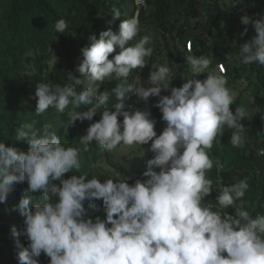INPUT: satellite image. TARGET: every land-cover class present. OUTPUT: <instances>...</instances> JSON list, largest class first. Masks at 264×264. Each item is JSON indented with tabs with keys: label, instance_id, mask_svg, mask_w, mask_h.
Listing matches in <instances>:
<instances>
[{
	"label": "clouds",
	"instance_id": "1",
	"mask_svg": "<svg viewBox=\"0 0 264 264\" xmlns=\"http://www.w3.org/2000/svg\"><path fill=\"white\" fill-rule=\"evenodd\" d=\"M227 3L234 7L237 2ZM112 16L120 18V10L113 8ZM240 20L246 26L241 37L247 25L255 30L239 44L240 64L264 66V18L244 14ZM68 27L60 18L53 31L65 34ZM141 30L133 17L121 20L118 31L109 28L99 38L90 34L79 50V77L69 71L63 85L38 83L35 114L51 107L62 115L71 106L68 127L91 121L78 138L84 151L95 143L118 159L136 154L144 158L150 152L143 178L129 183L115 168H108L103 178L81 172V148L62 143L50 125L38 128L35 120L15 129L14 138L27 142L26 151L0 141V203H6L16 184H27L13 206L23 218L22 229L11 227L18 264H39L41 254L49 258L48 264H264V214L253 216L244 207L247 179L225 185L221 178L216 203H204L214 189L207 174L214 167L218 174L223 170L209 152L225 129L232 130L229 142L234 148L244 146L241 121L251 119L248 108L232 110L237 90L228 87L218 69L210 70L205 55L184 56L189 74L182 86H172L176 73L167 61L151 66L147 86L139 75L129 82L132 71L148 65L153 53L150 35L129 45ZM113 80L118 81L114 88L100 90ZM239 84L246 88L248 81ZM127 93H134L136 103L145 107L125 108ZM151 97L157 98L152 106L165 122L159 134L148 106ZM97 113L100 118L93 121ZM90 208H100L103 215L90 216ZM229 208L234 213L224 211Z\"/></svg>",
	"mask_w": 264,
	"mask_h": 264
},
{
	"label": "trees",
	"instance_id": "2",
	"mask_svg": "<svg viewBox=\"0 0 264 264\" xmlns=\"http://www.w3.org/2000/svg\"><path fill=\"white\" fill-rule=\"evenodd\" d=\"M236 2L231 7L227 0H147L148 6H153L155 10L146 14L144 9L138 7L136 0H0V141L6 146L26 151L27 142L14 138L15 129L21 123L35 120L38 128L50 125V131L56 132L62 143L81 148V172L103 178L108 174V168H115L128 178L129 183L143 178L144 163L151 158L150 152L144 158L136 154L118 159L113 154L103 152L95 143L84 151L78 138L85 134L91 121H77L75 126L68 127L67 113L71 106L62 115L51 107L42 115L35 114L38 83L47 81L63 85L68 82L66 77L69 71L79 77L75 68L79 62V50L87 43V37L95 33L99 38V34L109 28L118 31L121 20L136 18L138 14L139 22L147 23L142 29L145 30L148 23L154 25L157 34L163 38L164 46L160 52V44L152 47L150 64L141 70L134 69L129 82L139 72L143 75H139L141 78L148 79L152 65L167 61L176 73L172 86L179 87L189 74L184 55H212L210 68L224 64L227 70L223 75L227 77L230 88L237 90L236 101L230 106L232 110L240 105L255 107L251 119L241 121L246 127L243 147L234 148L229 142L232 130L225 129L209 152L210 157L220 161L223 170L218 174L214 167L207 174L214 182V189L204 203H216L215 197L220 187L216 182L221 178L225 185L246 178L249 189L243 198L244 207L253 216L264 214V155L260 154V150L264 149V66L242 65L238 57L239 44L255 35L254 28L249 24L246 35L240 36L246 27L240 17L246 14L253 19L264 18V0ZM113 8L120 10V18H113ZM60 18L65 19L69 26L65 34L53 31L55 21ZM189 41L193 42L191 51L186 49ZM114 54H110L109 58ZM56 58H59V62L53 65ZM206 75L201 74V79ZM241 79L248 81L246 88H241ZM107 83L101 85V91L114 88L118 81ZM135 98L134 93H127L125 108L133 106ZM115 102L113 96L111 103ZM156 109L160 119L162 114ZM81 110H87V107ZM99 118L97 113L93 121ZM68 175L65 174V178ZM26 187V182L16 184L6 203H0V264H18L11 227L15 225L18 231L22 229L23 218L13 210V206L18 203ZM96 203L98 206L102 204L101 201ZM213 210H216L215 205ZM224 211L234 213L231 208ZM89 215L95 217L103 213L100 208H90ZM19 239L26 246L25 237L21 235ZM48 259L41 254L39 264H48Z\"/></svg>",
	"mask_w": 264,
	"mask_h": 264
},
{
	"label": "rangeland",
	"instance_id": "3",
	"mask_svg": "<svg viewBox=\"0 0 264 264\" xmlns=\"http://www.w3.org/2000/svg\"><path fill=\"white\" fill-rule=\"evenodd\" d=\"M136 2H137L136 4L139 5L140 9H144L147 12L146 14H150L151 12H153L155 10L153 6H148L147 0H137ZM145 4H147V7L144 6ZM137 16H138V14H137ZM137 16H136V18H137ZM146 24H147L146 22L140 23L141 28H143V27L145 28L144 25H146ZM144 35L152 36L153 43H152L151 47L156 46V44H160V46L158 48V52H160V49L164 46L163 38L160 35L157 34L154 25L149 24V23H148V27L145 30L142 29L141 32L139 33V35L135 38V40L132 41V43L134 44L136 41H138ZM187 43H186V49H187ZM183 48H184V46H183ZM188 51H190V50H188ZM208 57H209L210 61H212L211 60L212 59V55H209ZM58 62H59V58L54 59L53 65H56ZM150 62H151V57L148 58V65L150 64ZM148 65H145L144 68H146ZM217 68H210V70L217 69ZM139 70H141V69H139ZM138 74L140 76H143L141 72H139ZM198 78L201 79L200 76ZM146 81H147L146 78H141V82L145 83V86H147ZM228 87H230L229 84H228ZM162 94L166 95V94H169V92L168 91H162ZM156 99H157L156 97H151L150 100H149V105L148 106L150 107V109H154V112H151V113H152V117L154 119H156V121H157L156 131H157V134H159L162 131V129H163L164 125H165V122H163L161 119H159V117H158L159 116V112L157 111L156 107L152 106V105L155 104ZM136 102H137V97L135 98V103H134L133 106L140 107V108H144L145 107L144 102H140L139 104H137ZM245 107L248 108L249 115L251 116V114H253L254 111H255V107L251 106L250 104L246 105ZM246 120H249V119H246ZM144 147H146V145Z\"/></svg>",
	"mask_w": 264,
	"mask_h": 264
},
{
	"label": "built area",
	"instance_id": "4",
	"mask_svg": "<svg viewBox=\"0 0 264 264\" xmlns=\"http://www.w3.org/2000/svg\"><path fill=\"white\" fill-rule=\"evenodd\" d=\"M137 1V0H136ZM137 3V2H136ZM138 7H139V5H138ZM192 48H193V42H191V41H189L188 43H187V50H192ZM218 70L221 72V73H226V70H227V68H226V66L224 65V64H222V63H219L218 64Z\"/></svg>",
	"mask_w": 264,
	"mask_h": 264
}]
</instances>
